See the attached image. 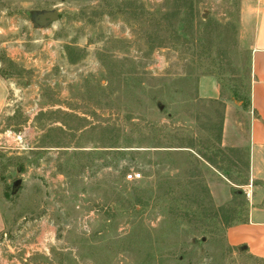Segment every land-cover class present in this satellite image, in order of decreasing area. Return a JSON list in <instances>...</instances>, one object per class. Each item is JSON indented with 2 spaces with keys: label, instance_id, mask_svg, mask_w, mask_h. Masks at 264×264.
<instances>
[{
  "label": "rangeland",
  "instance_id": "rangeland-1",
  "mask_svg": "<svg viewBox=\"0 0 264 264\" xmlns=\"http://www.w3.org/2000/svg\"><path fill=\"white\" fill-rule=\"evenodd\" d=\"M246 1L0 0V264H264L229 246L224 225L203 233L182 184L208 187L238 220L240 188L164 144L200 141L226 101L240 110ZM52 9L55 21L33 24ZM203 77L219 84L214 102L198 96Z\"/></svg>",
  "mask_w": 264,
  "mask_h": 264
},
{
  "label": "crops",
  "instance_id": "crops-1",
  "mask_svg": "<svg viewBox=\"0 0 264 264\" xmlns=\"http://www.w3.org/2000/svg\"><path fill=\"white\" fill-rule=\"evenodd\" d=\"M241 26L249 56L248 102L241 105L236 115L226 101L221 140L222 144L231 141V147L246 152L248 177L237 186L220 176L232 187L243 191L247 207L244 218L229 225L225 236L234 250L264 263V0L246 1ZM197 89L201 98L217 100L220 97L219 84L210 77L201 78ZM6 100L7 84L0 74V113ZM242 122L245 128L242 143L233 142L237 139L236 132L241 133ZM4 228L0 204V233Z\"/></svg>",
  "mask_w": 264,
  "mask_h": 264
},
{
  "label": "trees",
  "instance_id": "trees-1",
  "mask_svg": "<svg viewBox=\"0 0 264 264\" xmlns=\"http://www.w3.org/2000/svg\"><path fill=\"white\" fill-rule=\"evenodd\" d=\"M249 71V68H248ZM234 96L237 99L242 101V106H245L248 102V89L245 94H240L238 92L234 93ZM215 100H211L210 102H214ZM222 124H223V115L218 117L217 122L212 121L205 128L206 135L201 137L200 141H196L192 136L182 134L181 136L170 135L167 136V141L164 142L166 147H177V148H188L193 150L190 153V156L196 162H204L208 166L215 169L219 174L225 177L227 180L231 181L236 185L242 184L241 182L247 181V170H248V159L247 154L241 148H233V147H224L222 146ZM166 136V135H164ZM176 140L174 143L171 140ZM163 143V142H162ZM199 145L200 148L194 150V148ZM114 147V146H113ZM117 147V146H115ZM244 157V161H242V157ZM240 162L243 163L246 174L245 176L240 174L236 168H238ZM194 174H189L192 178ZM242 178L241 180H237V177ZM195 180V179H194ZM193 179H184L183 187L193 188L194 198L197 201V212L195 213V217L197 218V222L200 225H205L202 229L203 233H207L212 231L213 226L216 222L222 224L226 227L229 225L240 221L238 220V214H232L230 210H226L225 205L215 206L208 190V187L204 185H200L199 182ZM234 193L232 194V199L229 204L234 201L236 198H240L244 200L243 203H247L245 195L241 189H234ZM201 201L205 202V205L201 203ZM228 204V205H229ZM234 210V207L231 208V211ZM242 220V219H241Z\"/></svg>",
  "mask_w": 264,
  "mask_h": 264
},
{
  "label": "water",
  "instance_id": "water-1",
  "mask_svg": "<svg viewBox=\"0 0 264 264\" xmlns=\"http://www.w3.org/2000/svg\"><path fill=\"white\" fill-rule=\"evenodd\" d=\"M57 18H58V12L55 9L42 10L32 15V21L36 27L46 26L47 24L55 21ZM20 184H21V179L20 178L15 179L12 183L11 193L17 192V190L20 187Z\"/></svg>",
  "mask_w": 264,
  "mask_h": 264
},
{
  "label": "built area",
  "instance_id": "built-area-1",
  "mask_svg": "<svg viewBox=\"0 0 264 264\" xmlns=\"http://www.w3.org/2000/svg\"><path fill=\"white\" fill-rule=\"evenodd\" d=\"M140 177V174L139 173H129L125 176L126 180H133V179H136V178H139Z\"/></svg>",
  "mask_w": 264,
  "mask_h": 264
}]
</instances>
